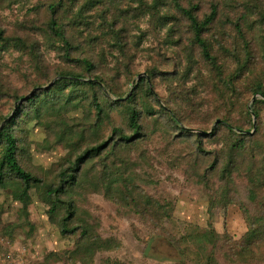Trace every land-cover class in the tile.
Here are the masks:
<instances>
[{
  "label": "rangeland",
  "instance_id": "obj_1",
  "mask_svg": "<svg viewBox=\"0 0 264 264\" xmlns=\"http://www.w3.org/2000/svg\"><path fill=\"white\" fill-rule=\"evenodd\" d=\"M44 1L0 0V30L4 37H26L29 47L35 50L28 53L24 48L0 44V118L7 116L10 120L13 116L17 103L11 98L13 93L25 98L36 91L32 88L36 81L49 78L38 89L54 84L58 77L53 74L58 70L79 71L75 63L61 58L60 43L46 31L47 16L39 7ZM79 1L84 0H70L59 15V23L75 46L74 57L79 56L78 50L86 52L104 73L109 87L124 95L122 101L133 96L132 107L140 113L137 139L126 148L103 152L85 164L84 172L92 184L77 190L74 196L79 215L72 225L78 229L88 225L93 235L110 239L114 248L96 253L91 261L82 254H71L77 236L61 235L57 223L48 216V206L39 197L32 194L25 216L21 205L12 200L10 189H0V264H198L194 260L196 246L185 239L205 230H213L222 239L214 247L205 244L200 255L202 264H206L204 255L211 250L215 264H264V242L254 247L255 258L250 253L240 254L235 246L242 242L249 226L264 219V209L247 201L243 176L234 175V184L228 190L232 200L225 206L215 205L218 198H210L208 188L220 185L217 175H208L207 186L198 178L212 156L228 153V137L220 133L216 138H204L205 151L200 154L195 139L169 125L163 114L170 110L179 113L184 120L178 121L179 127L194 135L209 136L216 127L213 119L217 115H226L244 129L250 127L244 134L254 133L257 125L264 134L263 105L256 106L259 120L252 114L248 118L244 115L246 109L250 113L256 99L261 100L251 95V84L257 81L264 89V0H197L203 7L200 21L205 19L210 3L218 8V17L208 26L207 36L226 45V50L214 48L220 55L219 71L202 59L190 23L174 10L175 1L184 6L189 1L169 0L166 10L170 18L166 22L142 12L133 13L137 4L133 6L131 0H92V4L102 2L95 6L86 0V13L78 15ZM236 1L242 3L238 6ZM125 9L130 13L120 16ZM113 24L115 29L110 28ZM235 27L240 28L242 40ZM114 35L120 38L119 45ZM243 49L252 54L251 72L234 82L232 91L220 88L219 75L229 78L237 71V65L222 55ZM36 64L41 66L40 71ZM151 71H155L152 77L148 75ZM141 79L151 85L159 106L146 95L144 84L137 90L132 86ZM91 97L92 93L84 99L82 95L79 104L66 112V122L85 131L82 150L105 141L112 145L113 128L132 135L126 124V109L110 105L118 98L110 95V101L101 100L99 93L97 97L110 119L104 121L97 136L86 133L95 121ZM61 119L63 115L49 113L39 121L21 122L14 130L23 149L18 160L45 181L53 180L60 166L68 165V149L57 143L54 134ZM249 120L254 122L252 126ZM113 164L121 174H115ZM112 174L123 178L114 185L115 190L105 193L99 184L98 192H94L96 179L108 180Z\"/></svg>",
  "mask_w": 264,
  "mask_h": 264
},
{
  "label": "trees",
  "instance_id": "obj_2",
  "mask_svg": "<svg viewBox=\"0 0 264 264\" xmlns=\"http://www.w3.org/2000/svg\"><path fill=\"white\" fill-rule=\"evenodd\" d=\"M99 5L102 2L96 1ZM174 1V0H173ZM189 1V2H188ZM169 0H131V4L134 6L137 4V10L133 13L142 12L144 15L158 19V21L166 22L169 20L170 11H167L166 7L169 5ZM172 2V1H171ZM184 6L181 2L175 1L174 10L178 16L185 19L190 23L194 43L200 48L201 57L211 67L217 68L219 71L222 67L218 61V56L215 54L214 48L217 46L219 50L224 49L226 45H222L219 41L213 38V41L207 36L208 28L216 21L218 17V8L214 3H210L208 11L205 13V19L200 21L199 15L203 12V7L197 0H187ZM241 4V1H236ZM70 4V0H46L39 7L43 8L46 16V31L57 43H60L61 58L68 62H73L79 68V71L72 69L58 70L53 74V77H58V80L48 89H38L42 85L48 83L49 78L46 77L43 81H36L33 83L32 88L36 91L28 95L27 100L20 104H15V111L10 120H7V116L0 118V125L3 127L0 130V189H10V196L13 201L18 202L22 207V215H27V209L31 204L32 194H35L48 206V216L53 220L60 228L61 235L64 237L77 236L75 242V249L71 254H82L86 260L91 261L93 256L102 251H109L114 248V245L110 239H103L98 235H93L91 227L88 225L73 226V220L79 215L78 209L74 201V196L77 190H80L85 185L92 184L88 181L86 173L84 172V166L89 161H93L99 158L103 152H111L116 147L119 149L126 148L127 145L134 142L139 135L140 131V113H138L132 107L133 96L122 101L124 95H120L113 88L111 89L105 79L104 73L98 69L96 62L93 58L87 57L86 52H79V56L74 57L75 46H73L70 38L67 36L62 24L59 23V15L64 12ZM77 14L86 13V0L76 3ZM132 6V7H133ZM90 7V6H88ZM129 5L126 8H131ZM247 8V7H246ZM162 10V11H161ZM163 14H162V13ZM130 12L125 9L120 11V16H125ZM160 14H162L160 16ZM110 24V23H106ZM209 26V27H208ZM115 29L114 24L110 28ZM238 32V39L242 40L240 35V28L235 27ZM116 35V33H115ZM113 36L116 45H119V37ZM231 38V36H230ZM26 37L16 36L12 38L4 37V32L0 30V44L3 47L12 46L17 48H24L28 53H33L35 50L29 47ZM54 41V42H55ZM55 42V43H56ZM225 60H232L237 65V71L233 72L229 78H224L220 74L219 84L220 88L232 91L234 88V82L242 80L251 72L253 67V57L248 49L240 51H225L222 55ZM39 63V62H38ZM37 65V70H41V66ZM155 71L148 72V75L152 77ZM88 79V80H87ZM144 84L146 95L151 97L157 106V99L154 98L155 94L151 88V85L146 80L141 79L138 82L132 84L133 87ZM68 91V92H67ZM67 92V93H66ZM92 93V99L89 104L95 111V121L90 126V131H86L91 136H97L99 130L102 128L104 121H109V113L105 111L103 102L101 100L110 101L109 96H115L117 101H110L111 106H123L126 109V124L132 132V135H126L121 129L113 128L112 139L114 142L112 145L107 144V141L93 146L82 148L85 131L83 129H74L66 122V115L68 111H71L73 106L79 104L80 97H84ZM101 94V100L97 97V94ZM251 95H257L261 100L256 99L250 106V113L246 109L244 115L250 117L251 114L259 120V113L256 109L258 104L264 106V89L263 84L255 81L251 84ZM24 96H19L13 93L11 98L14 102H18L23 99ZM163 111V110H161ZM174 111V110H173ZM164 112V116L167 119V123L188 136L195 139V145L197 146V152L204 153L203 139L204 138H216L220 133H223L228 137L230 143L228 153L226 155L212 156V161L207 167H204L198 178L200 183L207 186L209 182L208 175H217L218 188H208L210 191V198H218V202H214L215 205L225 206L224 203H228L231 199L228 190L231 184H234L233 177L237 174L243 176L246 180L247 187V201L250 205H258L261 210L264 209V134L259 130V125L256 127V131L249 134H244L248 129H244L242 126H238L226 115H217L213 120H219L216 124L213 132L205 137L203 135H194L192 133L183 131L179 127V122L183 123V118L177 112ZM59 113L63 119L60 121L59 130L54 133L57 143L63 144L68 149L67 163L68 165L60 166L53 180L45 181L43 178L35 175L30 170H27L22 166L18 160L19 151L22 152V148H19L18 139L15 135V128L19 123H29L32 121H39L46 114ZM245 117V118H246ZM215 121V122H216ZM249 126L253 125L251 120L248 121ZM235 130H240L236 132ZM111 135V137H112ZM117 143V144H116ZM263 146V147H262ZM66 163V164H67ZM115 168V174H121L119 169ZM109 169V166H106ZM123 180L122 176L114 177L112 174L108 180L96 179L95 191L98 192V186H103L105 193L113 192L115 190L114 185L120 183ZM97 189V191H96ZM148 204L150 199L146 201ZM63 210L64 215L59 218L60 211ZM247 214V211L245 212ZM262 217V216H261ZM58 220V221H57ZM264 219L256 220L252 226H249L248 231L240 244H235L241 250L240 254H252L255 258L254 247H258L260 243L264 242ZM79 225V224H78ZM80 232V233H79ZM222 239L219 235L214 233L213 230H205L197 234L189 235L185 240L196 246L195 262L202 264L201 253L205 250V244H210L214 247L215 243ZM256 247V248H257ZM257 251V250H256ZM239 254V253H238ZM239 254V255H240ZM203 260L206 264H215L213 260L212 250L204 255Z\"/></svg>",
  "mask_w": 264,
  "mask_h": 264
},
{
  "label": "water",
  "instance_id": "obj_3",
  "mask_svg": "<svg viewBox=\"0 0 264 264\" xmlns=\"http://www.w3.org/2000/svg\"><path fill=\"white\" fill-rule=\"evenodd\" d=\"M52 84L53 83H50L48 86H46L45 88H49V87H51L52 86ZM32 94V93H31ZM27 98H28V96L27 97H25V98H23V99H21L20 101H18L16 104H20V103H22L23 101H25V100H27ZM255 99V97H253V99L252 100H254ZM253 118H254V115H253ZM8 120V119H7ZM219 123V120H217L216 122H215V125L216 124H218ZM3 124L4 123H2L1 125H0V130L2 129V127H3ZM253 124H254V122H253ZM249 134L251 135L252 133L251 132H249Z\"/></svg>",
  "mask_w": 264,
  "mask_h": 264
}]
</instances>
